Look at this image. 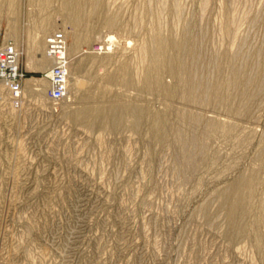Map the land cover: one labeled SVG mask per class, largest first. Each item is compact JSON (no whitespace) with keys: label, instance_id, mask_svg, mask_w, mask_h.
<instances>
[{"label":"rangeland","instance_id":"rangeland-1","mask_svg":"<svg viewBox=\"0 0 264 264\" xmlns=\"http://www.w3.org/2000/svg\"><path fill=\"white\" fill-rule=\"evenodd\" d=\"M79 18L0 0L24 74L19 106L0 86V264H264V0H83ZM57 30L60 102L40 64Z\"/></svg>","mask_w":264,"mask_h":264},{"label":"built area","instance_id":"built-area-1","mask_svg":"<svg viewBox=\"0 0 264 264\" xmlns=\"http://www.w3.org/2000/svg\"><path fill=\"white\" fill-rule=\"evenodd\" d=\"M46 52L53 62L48 96L52 101L60 102L68 95L70 65L68 42L63 30L54 31L46 37ZM23 78L15 47L10 43L0 46V86L7 90L16 106L20 105Z\"/></svg>","mask_w":264,"mask_h":264},{"label":"bare ground","instance_id":"bare-ground-1","mask_svg":"<svg viewBox=\"0 0 264 264\" xmlns=\"http://www.w3.org/2000/svg\"><path fill=\"white\" fill-rule=\"evenodd\" d=\"M66 1V4H67V6H68V10H69V12H70V15H71V17H72V19L74 20V21H76V22H78V18H79V10H80V8H81V5H82V2H83V0H65ZM80 19V18H79ZM77 25V24H76ZM75 36H77V35H75ZM80 39L79 37H76V39ZM108 38V40H106V42L105 41H102L101 43V45H102V47H103V49L104 50H106V51H110L111 49H112V46L113 45H111V44H109L110 42H114V40H115V37L114 36H108L107 37ZM81 39H82V37H81ZM85 39V38H84ZM183 43V42H182ZM191 44H193V43H191ZM177 46V48L178 49H181L180 47H181V44L180 45H176ZM183 46V45H182ZM194 46V45H193ZM38 47V46H37ZM36 47V49L37 50H39L40 48H37ZM184 49H187V51H188V53L190 52V50H191V46H190V44L189 45H186V44H184V47H183ZM195 48V47H194ZM182 50V49H181ZM183 51V50H182ZM185 52V51H184ZM46 55H47V52H46ZM48 57V56H47ZM232 58V57H231ZM229 60V59H228ZM227 60V61H228ZM231 61V60H230ZM196 62V61H195ZM191 63V62H190ZM210 63H212V62H210ZM221 63V62H220ZM40 64H41V66H43V64H44V66L45 67H47V68H51L52 67V64H53V62H52V59L51 58H49L48 57V62L47 61H45V60H43V61H41L40 62ZM184 65V64H183ZM187 66V65H186ZM223 66V65H222ZM184 67H185V65H184ZM69 68H70V66H69ZM176 71V70H175ZM249 71V70H248ZM182 72H183V69L181 68V76L183 77V74H182ZM192 72V71H191ZM194 72V71H193ZM231 72L233 73V71L231 70ZM70 73V72H69ZM234 74V73H233ZM249 75V74H248ZM49 77L51 76V71H50V73H49V75H48ZM191 76V75H190ZM237 76V75H236ZM243 76V75H242ZM191 80V79H190ZM252 80V79H251ZM257 79H255V81H256ZM197 82V81H196ZM254 82V81H253ZM257 82V81H256ZM238 83V82H237ZM252 83V82H251ZM49 84H50V80H49ZM190 84V83H189ZM230 84V83H229ZM188 85V84H187ZM244 85H245V83H244ZM192 86V85H191ZM251 86V85H250ZM37 87H38V91H41L42 90V85H37ZM42 87V88H41ZM190 87V86H189ZM238 87V86H237ZM259 87V86H258ZM222 88V87H221ZM191 89H192V87H191ZM206 89H207V86H206ZM247 89V88H246ZM202 90V89H201ZM208 91V90H207ZM258 91V90H257ZM197 92V91H196ZM218 92V91H217ZM252 92V91H251ZM261 92V91H260ZM216 93V92H215ZM214 93V94H215ZM246 93V92H245ZM256 93V92H255ZM189 94H191V93H189ZM252 94V93H251ZM210 95H212V94H210ZM252 96V95H251ZM194 98V97H193ZM86 103V102H85ZM84 109V108H83ZM85 110V109H84ZM87 110H88V108H87ZM86 110V111H87ZM97 110V109H96ZM119 110V109H118ZM107 111V110H106ZM110 111V110H109ZM86 113V112H85ZM87 113H88V111H87ZM85 114H83L82 116H84ZM109 115V114H108ZM84 117H86V116H84ZM198 117V116H197ZM196 119V118H195ZM194 120V119H193ZM253 182V181H252ZM232 191V190H231ZM233 193V192H232ZM231 214H234V208H232V211H231Z\"/></svg>","mask_w":264,"mask_h":264}]
</instances>
